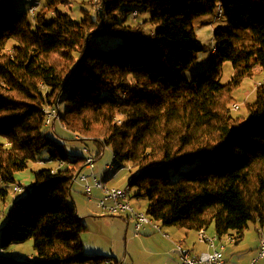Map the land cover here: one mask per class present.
I'll use <instances>...</instances> for the list:
<instances>
[{"label":"trees","instance_id":"1","mask_svg":"<svg viewBox=\"0 0 264 264\" xmlns=\"http://www.w3.org/2000/svg\"><path fill=\"white\" fill-rule=\"evenodd\" d=\"M62 2L44 0L31 16L0 0V201L44 149L67 163L32 170L30 190L0 226L2 248L32 238L41 260L0 256V264H111L84 252L87 226L69 199L83 156L69 158L42 133L43 109L61 102L64 129L130 164L129 188L163 226L213 227L236 242L249 222L263 228L264 84L245 104L248 121L229 106L255 67L264 72V0H97L94 15L81 9L79 18ZM219 4L226 28L214 29V58L187 80L182 72L202 50L193 20ZM133 9L149 10L155 31L128 22ZM113 36L120 42L106 47ZM226 61L232 75L222 83Z\"/></svg>","mask_w":264,"mask_h":264},{"label":"rangeland","instance_id":"2","mask_svg":"<svg viewBox=\"0 0 264 264\" xmlns=\"http://www.w3.org/2000/svg\"><path fill=\"white\" fill-rule=\"evenodd\" d=\"M10 1L14 10L17 12L28 11L32 4H36L39 8L44 3V0ZM62 1V9L75 18L81 16V9L88 10L91 16L94 15L93 9L96 8V6L93 4L97 2V0H93V3L90 4V0ZM127 15L128 22L133 24L142 22L148 33L150 31H155L156 25L149 21V10L140 9L135 19H130V12H128ZM193 27L197 41L202 46V50L196 55L190 67L182 72V77L187 80H191L198 72L208 67L210 60L214 58L211 54L212 45L215 44L213 32L214 29L218 27L226 28V20L223 16L217 18L216 14L208 13L196 17L193 20ZM107 42L108 44L105 45L106 47L115 46L120 42V38L115 36L109 37ZM220 69V80L222 83H227L232 75L231 63L228 61L223 62ZM253 71V76L244 78L232 91V97L234 98L232 104L237 103L239 108L237 110H232V104L229 106L231 114L235 117L242 118L243 123L249 119L245 104L254 100L255 87L259 86V83L264 78V72L261 71L259 67H255ZM59 108L61 114H63L65 109L64 102L60 103ZM42 133L47 137L57 140L58 143L63 144L64 152L69 158L84 156L83 148H88L92 153H96L95 150L97 147L93 142L76 139L75 136L73 137L71 133L64 129L63 125H58L57 122L55 123V131L50 127L44 126ZM77 136L82 139L81 136ZM101 152L100 157L94 164V174L98 178L105 177L104 181L108 186H126L127 179L134 174L135 169L131 168L130 164L127 162L120 165L117 161H113L112 152L108 146L101 149ZM36 158L37 160H48V149L41 151ZM110 163L112 167L108 169L107 165ZM46 164L47 165H44L46 167H48V165L55 167L57 161L47 162ZM82 164L83 161L78 163L75 169ZM42 165L43 163H40V161H31L28 163V167L25 170L15 174L16 182H19L24 190L15 192L12 189L14 184L8 185V195L4 201H0V211L2 214L0 226L8 215L14 198L22 196L30 190L32 170H39L43 167ZM81 172L88 173L89 170L83 167ZM71 190L72 196L69 199L74 203L81 221L87 226L86 230L81 234V240L86 254H101L108 257V262L111 264H177L178 252L175 249V243L179 241L173 239H144L142 237H136L134 231H131L130 227V232L125 229L119 216L105 215L96 207L95 201L93 203L88 201V197L77 179L73 180ZM96 195L97 193L93 192L92 196L94 197ZM128 196L131 205L136 210L146 212L148 205L147 199L145 197H138L135 188L129 189ZM258 237L259 232L254 227V224L249 222L244 230L242 239L238 242L231 241L230 239H221L225 245L223 256L226 264H249L252 256L257 253L256 248L259 245ZM169 240L171 241L169 242ZM182 245H184V247L187 246L185 244ZM0 256L29 261L41 260L33 248L32 238L14 242L5 248L1 247L0 238ZM256 264H264V262L263 260H259Z\"/></svg>","mask_w":264,"mask_h":264},{"label":"built area","instance_id":"3","mask_svg":"<svg viewBox=\"0 0 264 264\" xmlns=\"http://www.w3.org/2000/svg\"><path fill=\"white\" fill-rule=\"evenodd\" d=\"M31 14V8H29ZM138 12L134 14L132 19H135ZM264 84V79L259 83V85ZM233 110V108H232ZM55 113L56 110H48V126L55 124ZM77 139V138H76ZM84 153V167L89 170L88 173L80 172L76 174L75 180L77 179L84 193L87 195L88 199H94L96 207L105 215L112 216H123L127 221L132 224L135 235H140L141 231L147 227L161 234L162 237L169 239V236L160 231V223H151V221L146 220L142 217L140 212L137 210H132L130 204L128 203V196L123 195V188L118 186H108L106 183L102 187L94 186V179L96 175L94 174V164L96 160L100 157L102 153H92L88 148H83ZM57 161L58 169L62 167L63 160H53ZM43 162V161H40ZM15 192H21L24 190L20 183L13 186ZM97 190L99 195L93 197V192ZM2 219V214L0 213V220ZM200 243H205L208 247L207 250L193 253L191 250L185 248L181 243H175V249L178 252V264H225L223 257V251L225 245L223 242L218 240V235L201 236ZM259 260L264 261V236L261 235L259 238V246L257 249V254L250 264H256Z\"/></svg>","mask_w":264,"mask_h":264},{"label":"crops","instance_id":"4","mask_svg":"<svg viewBox=\"0 0 264 264\" xmlns=\"http://www.w3.org/2000/svg\"><path fill=\"white\" fill-rule=\"evenodd\" d=\"M94 192L97 193V195L94 197H97L99 195L98 191L95 190ZM88 201L93 203L94 199H88ZM77 215L79 216L78 212H77ZM119 217L121 218L122 223L125 226V229L127 231L130 232V228H131V231H134L132 224L129 221H127V219H125L123 216H120V215H119ZM163 227H164V230L169 234V237H170L169 239H173V240L179 241L181 244L187 245L185 247L187 249L191 250L193 253H198V252H201V251L208 249V247L205 243H200L197 241L198 235H197L196 230L186 229V228L177 227V226H163ZM254 227L259 232L258 239L260 238L261 235L264 236V227L263 228L260 227V225L258 223H255ZM206 231L208 234H212L213 232H215L213 227L206 228ZM135 236L136 237H142L144 239H167V238L162 237L161 234H159L158 232L152 230L150 227L145 228L144 230L141 231L140 235H135ZM220 239H230V238H228V237L226 238V236H224ZM170 241L171 240H169V242ZM257 249H258V247L256 248V252H257ZM256 254L254 256H252L250 262L252 261V259H254L256 257ZM177 260H178V258H177ZM250 262H249V264H250ZM177 264H178V262H177ZM225 264H226V261H225Z\"/></svg>","mask_w":264,"mask_h":264},{"label":"bare ground","instance_id":"5","mask_svg":"<svg viewBox=\"0 0 264 264\" xmlns=\"http://www.w3.org/2000/svg\"><path fill=\"white\" fill-rule=\"evenodd\" d=\"M29 8H31V14H30V12H29V14L31 16H33V14L35 13V11H36V9L38 7L36 6V4H32ZM136 12H138V10L137 9H133L130 12V18H132ZM222 13L223 12H222V9H221L220 4H219V8H218V10L216 12V17L217 18H221L223 16ZM105 41H106L105 38L104 39H101L99 41V44H104ZM213 52H214V46L212 45L211 54H213ZM232 108H233V110H237L239 108V105L237 103H234V104H232L231 109ZM48 110H56V113H55V121L58 123V125H61L62 126V124L60 122V113H61V111H60V108H59V105L58 104H55L53 106L46 107V108L43 109L44 116H45L44 125L45 126H48ZM75 138L79 139V137L77 135H75ZM112 158H113V155H112ZM40 161H43V162H40V163H43V165H47L46 164L47 162H51L53 160L51 158H48V160H40ZM66 164L67 163L65 161L62 162V166L66 165ZM83 164H84V156H83ZM48 167H51V172H54L56 169H58V165H56L55 167L48 165ZM111 167H112V164L111 163L107 165V168L108 169L111 168ZM104 179H105V177L104 178H98L96 176L95 179H94V186L95 187H102V186H104L105 185ZM129 179L130 178H128L127 181H129ZM129 189H130L129 188V185L126 184V186H124V188H123V195L124 196H128ZM128 203L130 204L132 210H136L131 205V203L129 201V196H128ZM137 212H140L141 215H142V217H144L148 221H151V223H160V222L152 219L146 212H141V211H138V210H137ZM0 213H1V211H0ZM160 231L163 232V233H165V235L169 236V234L164 230V227H163V225L161 223H160ZM214 234L218 235V233H216V232H213L212 234H208L205 228H200L199 230H197V235H198V239L197 240H200L201 236H209V235H214ZM218 240L222 242V240L220 239L219 235H218Z\"/></svg>","mask_w":264,"mask_h":264}]
</instances>
